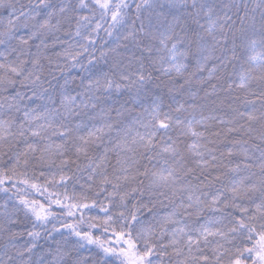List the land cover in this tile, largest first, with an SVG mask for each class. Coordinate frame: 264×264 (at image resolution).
<instances>
[{"label": "snow or ice", "instance_id": "1", "mask_svg": "<svg viewBox=\"0 0 264 264\" xmlns=\"http://www.w3.org/2000/svg\"><path fill=\"white\" fill-rule=\"evenodd\" d=\"M0 9V264H264V0H137L134 10L128 0H0ZM101 29L115 46L89 55V66L104 64L93 75L82 57ZM192 61L197 72L212 62L201 82L220 87L205 98L223 91L238 106L220 115L185 95ZM73 68L87 76L70 90ZM84 176L80 193L49 191ZM25 189L45 202L18 195ZM92 208L102 216H86ZM21 212L25 231L14 230Z\"/></svg>", "mask_w": 264, "mask_h": 264}, {"label": "trees", "instance_id": "2", "mask_svg": "<svg viewBox=\"0 0 264 264\" xmlns=\"http://www.w3.org/2000/svg\"><path fill=\"white\" fill-rule=\"evenodd\" d=\"M24 2L26 3L27 0H24ZM128 2L132 5V10H134V5H135V2H137V0H128ZM236 2L237 3H241V2L250 3L251 0H236ZM0 18L3 19L4 23H6L7 12L4 9H0ZM101 23L104 25L105 28H107L108 24L111 23V21L109 19L107 21H101ZM0 30H3V24H0ZM25 33H26V30L21 29L19 31L18 35H25ZM61 39H68V38L66 36H61ZM47 42L51 43V40H48ZM16 43H17L16 40H12L11 46L15 47ZM38 43H39V41H31L30 42V44L32 45V51L33 52L36 51L35 44H38ZM79 43H83V41H79ZM114 46H115L114 39L108 37L106 35L105 31L103 29H101L99 31L98 36L96 37V43L94 45V49H95L94 52L91 51V49H90V53H84L83 54L82 61L85 65V67L89 68V70L93 73V75H95L97 70L104 66L103 60H100L98 63H95L92 66H89L87 64V60H88L89 55L91 54V55H94V56L99 58L101 51L105 50L106 47H114ZM3 50H4V46L0 45V51H3ZM61 50H62V47L60 45H56L55 47L48 50L47 55L49 57H51V59L53 61H57V57L54 55V53L60 52ZM76 50L78 51L79 49L77 48ZM42 63H44L45 66L47 67V61H42ZM59 63H61V64L64 63L63 58L59 59ZM233 63L235 64V70L239 71L240 66H241V61H234ZM211 67H212V62H209L204 70L197 72L194 61L188 62V71L186 73V77L189 78L190 83L185 85V95L189 91L196 93L198 97L204 98L201 102H206L209 109L215 108L217 110L218 114L224 115L229 110L228 104L233 103L232 100L230 99L228 93L223 92V91H218L216 94L205 98V92H211V85L216 84L217 88L220 87V85L217 83V81L215 79H205L203 82H201L202 76L208 77V69H211ZM229 70L232 71L231 68ZM59 75L60 74L57 73V76H59ZM70 75L77 77L75 83H73L69 86L70 90H71L73 88H77V85H79V83H80L79 77L87 76V72H85L84 70H82L80 68H73V69H71ZM154 75H158V73H154ZM180 82L183 83V80L181 79ZM60 83H63V79L60 80ZM77 90H79V89H77ZM126 98H127V93H124L123 95L118 93L115 96V99L121 103ZM248 99L249 100H256V98L254 96H250V97H248ZM238 104H239V102L237 101L236 103H233V106L234 107L238 106ZM116 106L118 107L119 104H117ZM256 106H257V108L260 107V102L258 100H256ZM166 110L167 109H165V111ZM240 110L243 111L245 109L243 106H240ZM134 114L135 113H133V115ZM205 114H207V112ZM125 118L128 119L127 116ZM141 131H142V129H141ZM4 160L7 161V156L4 157ZM4 166H7V164H5ZM35 171L37 173V176H39V172L40 171H46V169L36 168ZM50 178L51 177H48V179H50ZM44 179H45L44 177H40L35 182L39 183V184H43ZM57 179H58V177H57ZM85 185H86V176H84L83 178H80L78 181L75 179L69 180L67 182V184H65V185L58 184L56 187H50L49 191L63 193L65 190H67L69 195H71L73 191H75L76 193H80L82 190H84ZM5 187H11V182H6ZM17 187L22 188V189L24 188V186L20 185V184H17ZM109 191H111V189H109ZM8 195H11V193H9ZM18 195H26L29 199L39 200L42 203L45 202V200H46V198L42 197L40 193H37L34 190H29V189H25L24 191H21ZM87 195L96 199L98 203H100V202L107 203V201L104 200L105 193H100L99 196H95L93 191L88 190ZM7 199H8V196H6L3 192H0V205H2L3 202ZM14 203H16V200L10 201L9 207H11L12 204H14ZM132 203H134V201H132ZM149 207H151V205ZM52 210L54 212H57L58 214L61 211L59 206H53ZM160 211H163V209H160ZM142 213H143L142 218L147 219L148 218L147 211L142 210ZM85 215L86 216H92V217H99V216H102V212L100 211L99 208H92L91 211L86 210ZM18 219L21 221V223L19 225H17L14 230L25 231V229H30V224L25 219L23 212L18 214ZM66 222L71 223L72 220L69 219ZM57 226H59V225H57ZM48 227H51V225H49ZM81 230L87 231L88 230L87 224L81 225ZM100 231L101 230H94L93 234L96 236H99ZM55 235H56V239L59 240L60 234L57 233ZM64 235L67 236L66 230L64 231ZM103 238L104 239L111 238L113 241H115V237L111 236V234H108V235L104 236ZM72 239L74 240L75 238L73 237ZM28 240H29V237L25 234L24 236L19 238L18 242L20 244H23ZM39 243H40V245L47 247V244H50L51 241H48L46 243L44 239H41L39 241ZM90 247H91V250L93 252L96 251L95 246H90ZM117 264H119L118 261H117Z\"/></svg>", "mask_w": 264, "mask_h": 264}]
</instances>
